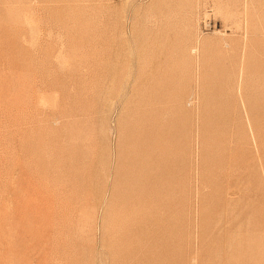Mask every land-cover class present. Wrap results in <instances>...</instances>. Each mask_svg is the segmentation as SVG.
<instances>
[{
    "label": "rangeland",
    "instance_id": "rangeland-1",
    "mask_svg": "<svg viewBox=\"0 0 264 264\" xmlns=\"http://www.w3.org/2000/svg\"><path fill=\"white\" fill-rule=\"evenodd\" d=\"M0 264H264V0H0Z\"/></svg>",
    "mask_w": 264,
    "mask_h": 264
}]
</instances>
